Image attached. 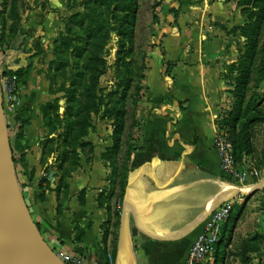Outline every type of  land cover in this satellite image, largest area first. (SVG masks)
<instances>
[{
  "label": "crops",
  "instance_id": "crops-1",
  "mask_svg": "<svg viewBox=\"0 0 264 264\" xmlns=\"http://www.w3.org/2000/svg\"><path fill=\"white\" fill-rule=\"evenodd\" d=\"M239 1L163 2L147 63L145 101L137 111L132 139L130 129L125 130L127 147L121 160L117 158L115 162V167H127L124 195L118 185L119 172L114 173L111 162L102 159L114 145L115 127L108 121H99L88 139L94 146L91 161L81 153L80 167L66 181L68 190H63V174L56 170L49 174V180L54 177V181L41 200L38 193H29L33 199L29 205L49 250L58 256L78 257L85 264L185 263L207 220L199 224L200 221L234 191L215 149V138L218 122L234 102L225 73L237 63L246 42L240 29L234 31L247 20ZM59 24L52 13L45 15L42 26L36 27L32 20L29 51H46ZM42 57L45 61L49 58ZM169 63L176 65L169 70ZM260 91L264 92V82ZM20 98L12 129L17 135L22 123L25 128L22 136L15 139L14 149L26 153L20 165L33 168L36 180L45 176L46 166L58 161L51 157L44 167L46 146L40 144L47 131L41 107L56 97L50 93L45 75L35 69ZM243 128L247 131L244 122H239L237 132ZM130 139L133 151L126 158ZM250 144L244 159L246 177L238 186L244 192H251L264 179V124L251 129ZM26 175L24 178L29 180ZM263 189L264 186L247 200L234 199V209L239 206L240 212L231 225L232 215L225 225V240L219 250L220 255L225 251L223 264L244 240L264 237ZM29 190L34 191L31 187ZM115 209L121 211L118 229L112 226ZM108 221L112 222L106 233L103 224ZM115 244L116 260L109 261ZM260 246L261 253L252 258L264 264V242Z\"/></svg>",
  "mask_w": 264,
  "mask_h": 264
},
{
  "label": "rangeland",
  "instance_id": "rangeland-1",
  "mask_svg": "<svg viewBox=\"0 0 264 264\" xmlns=\"http://www.w3.org/2000/svg\"><path fill=\"white\" fill-rule=\"evenodd\" d=\"M19 1L21 10L24 5L29 10L23 9L22 12L23 32L16 34L8 30L5 47L0 45V109L11 162V151L19 161V165L16 167H14L12 162L14 181L20 190L28 218L37 232L35 213L33 212L32 205H29V201L31 202L33 199L29 193H38L37 197L41 200L43 193H46L48 190L45 179L49 177L50 172L60 170L62 173V169L60 168L62 166L67 170L75 169L73 164L79 159V155L81 156L82 153L81 151H77L76 148L78 144L76 140L77 130L71 132L69 130L76 123L74 113L78 109L81 93L89 85L90 70L88 69L87 62L92 51L90 43H93L96 38L93 32L89 30L90 23L92 29L95 30L98 28L96 21L99 20L103 23L105 30L109 32V39L105 43L102 54H100L106 62V74L99 82L98 96L103 103L101 113L104 115L106 111H113L114 117L109 120H99L94 117V128L89 133L98 127L99 121H108L113 127H116L118 123H122L124 125V131L120 137L119 152L117 155V158L121 160L122 151H125L128 143L125 130L126 128L130 129V138L132 139L137 127V111L145 101V95L147 93L145 86L147 63L149 61V54L154 48V35L160 22L159 18L162 12L160 6L165 0ZM53 5L56 8H53ZM10 8L9 3L6 16L8 26L12 24V20L9 18ZM91 12L94 14L92 22L85 21L84 26H82V16L87 13L91 14ZM50 13L54 14L60 23L55 36L50 41L46 51L41 52L34 49L29 51L28 45L32 37L29 32V29H31L29 28V23L34 20L36 27L42 26L45 15ZM40 15H43L42 19ZM65 38L70 39L71 46L65 47V42L63 41ZM7 47L14 49L13 54H9V52L5 54ZM43 55H48V60H43ZM20 63H25V65L20 67L18 66ZM36 63L38 66L35 65ZM35 69L38 70L39 75H45V78L50 82V93L56 97L54 100L45 104L51 107L49 110L47 109L50 114L48 118L50 127L46 124V135L41 138L40 144L43 141L45 142L51 129H55L57 134L50 136L51 138L49 137L50 139H55V142L49 144L44 149V167L49 164V158L55 157L58 160L55 165L46 166L45 169H49L50 172L48 171L45 176H41L36 180H34L36 172L33 168L22 167L20 165V162L25 161L26 153L14 149L15 139L22 136L25 124L22 123L17 128V135L14 134L12 129L15 122L14 119H16L15 116L20 108L21 91L28 86ZM7 70L10 71L9 76H16L19 70L28 71L29 73V76H18V102L16 103L14 111L8 110V105L3 90L1 89L5 79L10 78L8 75L3 76V73ZM25 79L26 81L28 79L27 85H23ZM45 105L41 107L42 113ZM56 106L58 107L57 112L55 110ZM68 133L69 136L67 138ZM88 139L89 136L87 141ZM131 139L129 144L130 151L134 146L132 144L133 140ZM83 153L88 160L90 157L88 146ZM24 173L30 177L29 180L28 178H24ZM30 187L34 191H30ZM25 193H28V195H25ZM239 212V208L234 210L232 221L229 225L237 219ZM225 225L223 226V232ZM37 234L41 238L42 233L37 232ZM6 246V244L4 246L2 245L4 250L7 251L8 247ZM50 253H53L52 255L56 259H59L62 264H67L63 256H58L51 250ZM229 257L227 264H243L240 260L232 257V255ZM11 260L14 264H36L31 258H27L21 253L12 255ZM109 261H113V257L109 258ZM211 264H217L216 255L212 257ZM252 264H261V262L253 261Z\"/></svg>",
  "mask_w": 264,
  "mask_h": 264
},
{
  "label": "trees",
  "instance_id": "trees-1",
  "mask_svg": "<svg viewBox=\"0 0 264 264\" xmlns=\"http://www.w3.org/2000/svg\"><path fill=\"white\" fill-rule=\"evenodd\" d=\"M9 3L11 6L9 18L12 20V24L10 26H8L6 17ZM19 4V0H0V45L3 47H5V43L7 42L6 34L8 30L16 34L23 32L22 12L23 9L29 10V8L24 5L23 9L21 10V6ZM239 6L242 7V11L246 15L247 20L242 27H236L234 31L240 29V34L246 38V42L244 43V50L242 51L243 54L239 57L237 63L231 65L225 73V78L230 83L229 94L234 102L231 110L223 114L222 119L218 122V125L220 131L228 135L229 140L233 144L236 163L238 164L239 168L244 171V159L250 152L251 129L256 125L264 124V92L260 91L262 83L264 82V0H240ZM93 15L94 14L92 12L91 14L87 13L83 15L81 18V25L84 26L85 21H89V23L90 21L92 22L94 18ZM96 23H98V28L95 30L92 29L91 23L89 25V30L92 31L93 35L96 37L95 41L90 43L92 51L87 62L88 69L90 70L89 85L88 87L84 88L81 93L78 109L74 113V116L76 117V123L73 125V127H70L71 129L69 130V132L77 130V151L84 152L88 146L89 154H92L94 151L93 144L87 141V138L90 134L89 131L94 128V117L98 118L99 120H109L114 117L113 111H106L104 115L101 113L103 103L101 98L98 96V87L101 78L106 74V62L100 54H102L105 48V43L109 39V32L105 30V27L101 21L97 20ZM69 40L70 39L68 38L63 39L65 42V47L71 46V42ZM13 51L14 49L7 47L5 54H8V52L9 54H13ZM174 65L176 64L169 63V70ZM9 73L10 71L7 70L3 73V76H7ZM23 75L29 76L28 71H17L16 77L18 79V76L22 77ZM8 77L12 76L8 75ZM27 83L28 79L27 81L25 79V81H23V85H27ZM50 108V105H45L43 107V114L47 119L46 124L48 127H50V121H48L50 114L47 109L49 110ZM55 110L56 112L58 111L57 106ZM57 118L59 121H61L59 117ZM242 121L244 122V127H247V131L243 128V131L238 133L237 126L239 122ZM123 131L124 125L122 123H118L115 127L113 135L114 145L107 151V153L102 155L103 160L111 162L112 168H114V173L119 172L118 185L120 187V193H123L122 196L124 195L126 187L125 170L127 167L126 164H124V166L121 168L115 167V162L117 161L120 137L123 134ZM56 132L57 131L55 129H51L50 134L42 144L48 146L49 144L54 143L55 139H50V136H55L57 134ZM68 136L69 133L67 134V138ZM132 151L133 148L131 151L129 150L126 158H129V154ZM11 153L13 165L16 167L19 165V161L14 157L12 151ZM88 161L90 162L91 159L89 158ZM73 165L75 169L72 170H67L63 166L60 167L63 173L61 184L63 185L64 191H67L69 188L66 182L67 179L71 176L72 172L76 171L80 167V155L79 159H77ZM48 171L49 169L46 168L45 173L47 174ZM51 173H53V171H51L50 174ZM123 173L124 177H122ZM45 182L48 186V190H51V181L49 180V177L45 179ZM82 193H85V190ZM236 208L240 209L238 206ZM120 218L121 211L115 209L113 211V216L111 217V219L114 220L112 226L115 229H118L119 227ZM111 222L112 221H108L103 224V228H105L106 233L109 230ZM35 226L37 231L42 233L39 224L36 223ZM224 240L225 239L222 237V240L217 247V253L215 254L218 258L217 264H223L225 251L222 255H220L219 250L222 248ZM263 242V236H256L253 239L244 240L237 248V251L235 253H231V255L236 256L243 264H252V255L261 253L262 249L260 245ZM113 249V259L115 261L117 255V244L113 246Z\"/></svg>",
  "mask_w": 264,
  "mask_h": 264
},
{
  "label": "bare ground",
  "instance_id": "bare-ground-1",
  "mask_svg": "<svg viewBox=\"0 0 264 264\" xmlns=\"http://www.w3.org/2000/svg\"><path fill=\"white\" fill-rule=\"evenodd\" d=\"M0 109V258L3 264H14L11 256L21 253L36 264H62L44 245L34 229L19 188L13 177V168ZM6 244L7 251L2 245ZM128 248V247H127ZM6 249V248H5ZM126 249V246L124 247Z\"/></svg>",
  "mask_w": 264,
  "mask_h": 264
},
{
  "label": "built area",
  "instance_id": "built-area-1",
  "mask_svg": "<svg viewBox=\"0 0 264 264\" xmlns=\"http://www.w3.org/2000/svg\"><path fill=\"white\" fill-rule=\"evenodd\" d=\"M2 90L6 99L8 110L14 111L18 102V80L16 76L5 79ZM215 149L219 153L222 168L225 172L232 190L245 180V172L236 163L234 157L233 144L227 134L217 130L215 138ZM253 174L258 177L259 173ZM239 189V188H238ZM236 200L224 203L220 208L212 213L205 222L203 231L198 235L192 245L188 257L184 264H211L212 257L217 253V247L222 240L223 226L230 220ZM67 264H85L80 258L70 256L64 257Z\"/></svg>",
  "mask_w": 264,
  "mask_h": 264
},
{
  "label": "water",
  "instance_id": "water-1",
  "mask_svg": "<svg viewBox=\"0 0 264 264\" xmlns=\"http://www.w3.org/2000/svg\"><path fill=\"white\" fill-rule=\"evenodd\" d=\"M51 181H54V177L51 178ZM264 186V179L260 182V184L251 192H244L240 189L234 190L230 193V195H228L226 197V199H224L221 203L215 205L214 207H212L210 209V211L205 215V217L200 221L199 224L204 223L211 215L214 211H216L218 208H220L224 203L229 202L237 197H243L245 198V200L249 199V197H251L252 195H254L257 191H259L260 189H262V187ZM38 232V231H37ZM39 233V232H38ZM50 251V250H49ZM0 264H3V262L1 261L0 258Z\"/></svg>",
  "mask_w": 264,
  "mask_h": 264
}]
</instances>
